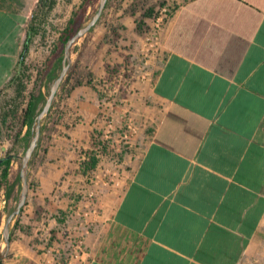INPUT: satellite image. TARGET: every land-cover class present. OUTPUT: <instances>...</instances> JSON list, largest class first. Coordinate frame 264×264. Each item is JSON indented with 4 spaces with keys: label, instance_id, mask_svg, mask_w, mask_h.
Masks as SVG:
<instances>
[{
    "label": "crops",
    "instance_id": "0c3cea01",
    "mask_svg": "<svg viewBox=\"0 0 264 264\" xmlns=\"http://www.w3.org/2000/svg\"><path fill=\"white\" fill-rule=\"evenodd\" d=\"M0 0V94L24 49ZM144 150L87 264H240L264 222V0H185L162 27Z\"/></svg>",
    "mask_w": 264,
    "mask_h": 264
},
{
    "label": "rangeland",
    "instance_id": "374dc122",
    "mask_svg": "<svg viewBox=\"0 0 264 264\" xmlns=\"http://www.w3.org/2000/svg\"><path fill=\"white\" fill-rule=\"evenodd\" d=\"M40 1L16 2L23 41ZM82 1L57 0L45 37L34 39L26 61L30 81L23 108L31 94L41 89L50 93L54 82L44 89L41 84L47 60ZM183 1L109 0L99 23L74 45L71 68L42 121L28 200L11 225V250L3 264H87L88 238L110 224L151 132L146 92L162 64V27ZM99 4L93 1L83 25ZM15 95L13 85L0 94V159L13 156L9 184L15 186L11 197L6 187L0 191V252L6 248L7 218L22 191L21 158L32 137L26 140L27 127L19 120L3 124L2 110ZM94 156L98 166L85 175ZM240 264H264V222Z\"/></svg>",
    "mask_w": 264,
    "mask_h": 264
},
{
    "label": "trees",
    "instance_id": "16d2710c",
    "mask_svg": "<svg viewBox=\"0 0 264 264\" xmlns=\"http://www.w3.org/2000/svg\"><path fill=\"white\" fill-rule=\"evenodd\" d=\"M94 0H83L79 8L69 20L67 27L61 33L58 44L52 51L46 63V68L41 79L42 88H49L50 83H53L62 70V61L64 57V48L67 41L75 35L79 28L89 19L88 14L93 7ZM57 6V0H41L37 9L33 12L32 17L27 26V37L24 49L20 58L19 69L11 81L15 89V98L8 101L2 110L3 124H7L12 118L21 121L24 127H27L26 140L30 138L33 133V128L36 124V119L42 111L46 100L49 96L42 89L36 94H31L26 107L23 105L26 101V93L28 91V83L30 81L29 68L26 61L30 53L31 45L36 37H45L49 17ZM148 16H153V11H148ZM50 114V113H49ZM44 126L42 125V133ZM3 162L0 164L2 175L0 179V191L6 187V196L11 197L15 186L9 184L10 169L14 160L12 155H7L2 158ZM99 160L96 156L92 157L89 163H86L85 175L87 172L94 171L98 166ZM23 212V210H22ZM3 264V261H0Z\"/></svg>",
    "mask_w": 264,
    "mask_h": 264
},
{
    "label": "water",
    "instance_id": "95a60500",
    "mask_svg": "<svg viewBox=\"0 0 264 264\" xmlns=\"http://www.w3.org/2000/svg\"><path fill=\"white\" fill-rule=\"evenodd\" d=\"M109 0H100V4L98 7L97 12L90 20V22L86 25H83L79 28V30L75 33L73 37H71L64 48V57L62 61V70L58 78L54 81L49 96L46 100V103L39 113L36 119V124L33 128V133L31 137V142L24 154L21 158V172H20V179L22 183V191L19 197L18 204L15 210L8 216L5 227H4V239L6 242V248L2 252H0V261L5 260L9 256V252L11 250L12 245V233H11V225L16 217H18L21 213L23 208L26 206L29 191H30V184H29V173H30V165L32 157L39 145L41 135H42V121L43 119L50 113L56 96L65 81L68 72L72 65V50L76 43H78L83 37H85L88 33L92 31L93 28L99 23L103 13L107 7ZM3 160L0 159V164H2Z\"/></svg>",
    "mask_w": 264,
    "mask_h": 264
},
{
    "label": "built area",
    "instance_id": "2783aa9c",
    "mask_svg": "<svg viewBox=\"0 0 264 264\" xmlns=\"http://www.w3.org/2000/svg\"><path fill=\"white\" fill-rule=\"evenodd\" d=\"M49 264H72V262H67V261H64V262H63V261H59V260H58V261L53 262V263H52V262H49Z\"/></svg>",
    "mask_w": 264,
    "mask_h": 264
}]
</instances>
